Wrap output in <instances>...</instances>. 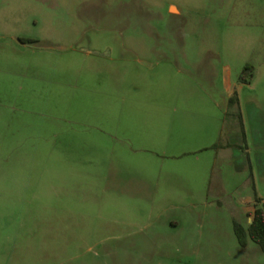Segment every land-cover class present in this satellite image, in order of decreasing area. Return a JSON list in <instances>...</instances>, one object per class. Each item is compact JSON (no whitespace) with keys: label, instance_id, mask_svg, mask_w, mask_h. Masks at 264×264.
Instances as JSON below:
<instances>
[{"label":"rangeland","instance_id":"374dc122","mask_svg":"<svg viewBox=\"0 0 264 264\" xmlns=\"http://www.w3.org/2000/svg\"><path fill=\"white\" fill-rule=\"evenodd\" d=\"M256 195L264 0H0V264H264Z\"/></svg>","mask_w":264,"mask_h":264},{"label":"trees","instance_id":"16d2710c","mask_svg":"<svg viewBox=\"0 0 264 264\" xmlns=\"http://www.w3.org/2000/svg\"><path fill=\"white\" fill-rule=\"evenodd\" d=\"M253 66L247 63L241 74L242 81H248V75H252ZM238 101L237 93L232 94L229 97V103L233 104ZM256 200L262 201V206H255L253 211V218L244 226L241 222L235 221V232L240 244L246 245L248 238L254 240L262 250H264V198L256 195Z\"/></svg>","mask_w":264,"mask_h":264}]
</instances>
